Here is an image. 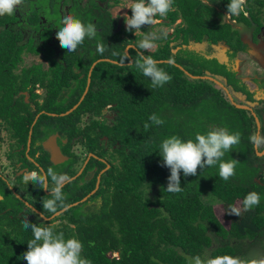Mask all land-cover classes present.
<instances>
[{
  "label": "trees",
  "instance_id": "1",
  "mask_svg": "<svg viewBox=\"0 0 264 264\" xmlns=\"http://www.w3.org/2000/svg\"><path fill=\"white\" fill-rule=\"evenodd\" d=\"M229 2L174 0L173 10L162 17L166 20L162 24L175 25L173 32H168L167 38L156 41L157 47L144 54L153 56L155 60L172 59L194 75H205L206 69L220 72L222 69L219 64L227 65L228 62H221L216 54L208 53L206 49H188L184 45L192 41H205L207 45L224 43L235 49L251 48L242 41L238 28L225 19ZM263 6L264 0H247L245 7L248 15L231 16V19L249 26L254 22L258 24L263 12L260 7ZM96 7L82 12V19L86 24L85 19L89 18V22L101 29H97L95 38H85L78 48L97 49V44L101 43L106 50L114 51L110 58L127 64L111 61L98 63L91 75L93 86L98 84V80H104L106 85L92 87L79 109L102 115L103 108L112 105L115 113L112 123L107 124L106 119L94 120L93 128L97 129L94 132L97 143L101 135H110L114 164L101 175L95 194L85 201L81 200L96 188L98 173L81 185L76 179L63 188L67 206L80 202L55 217L53 220H59L58 224H51L53 220L38 222L29 219V222L40 226L54 225V231L63 232L66 239L74 237L80 240L83 244L82 257L91 261V264H188V258L197 255L204 260L207 256L212 258L223 254L242 259L264 254V164L249 139L254 132L252 116L247 110L232 104L224 96L223 89L213 81L191 78L179 66L168 61L158 62L157 66L172 77L171 81L162 87L151 88L150 78L143 76L134 63L129 64L130 56L133 60L136 58V49H129L130 56L125 50L128 45H135L146 32L157 31L155 27L161 23L153 28L144 26L140 33L126 31V27L117 31V20L109 9H103L99 4ZM95 17L96 23L93 22ZM14 19V14L0 16L1 89H5L2 84L14 80L12 54L9 51L37 50L42 47L34 43L33 37L22 41L23 33L14 31L11 25ZM178 19L181 21L176 23ZM178 46L181 49L175 52ZM103 55H88L85 75L75 90L77 96L74 101L79 100L85 90L92 63ZM208 59H213V64H208ZM60 70L62 67L53 73L48 94L51 101L44 105V108L53 112L67 110L73 105L72 102L65 105L54 101V96L61 91L58 86L68 84L61 77L64 71ZM64 75L69 78L70 70ZM75 76L78 79L79 75ZM20 80L23 84L18 85V88H26L41 80V77L38 73L24 69ZM219 106L223 107V111L227 110L230 127L237 128L241 133L239 147L242 157L239 163L245 167L248 176L251 175L250 179L240 180L239 170H235L237 174L224 181L219 177L218 165L198 169L195 176L185 177L181 171L183 191L169 193L166 188L170 169L162 166L159 153L162 141L172 135L184 141L194 140L195 134L201 129L197 130L195 123L186 116L190 115V120L198 121L199 116L192 117L191 112H211ZM153 113L162 118L164 123L152 125L145 131L143 125L145 122L150 123L148 118ZM16 123L19 126L21 120L17 118ZM205 123L208 130L220 127L217 123H208V117ZM229 128L228 131H231ZM222 159L228 160L226 153ZM97 164H100V168L104 166L101 162ZM251 191L259 193V205L243 211L241 217L229 215V205L241 204L243 208V199ZM205 195L222 202L225 218L230 221L229 227L223 224L213 204L203 199ZM91 201H97V207L93 211L86 210ZM47 214L52 215L50 212ZM24 218L9 213L0 216V264H27L23 253L28 250V241L33 238V233L31 229L23 228ZM247 247H250L251 255L245 254Z\"/></svg>",
  "mask_w": 264,
  "mask_h": 264
},
{
  "label": "flooded vegetation",
  "instance_id": "2",
  "mask_svg": "<svg viewBox=\"0 0 264 264\" xmlns=\"http://www.w3.org/2000/svg\"><path fill=\"white\" fill-rule=\"evenodd\" d=\"M123 1L24 0L23 5L14 13L15 19L11 21V25L14 31L23 33L22 41L33 37L34 43H38L42 47L37 50L14 49L9 51L12 54L11 69L14 80L2 84L5 89L0 88V216L9 213L11 216L16 214L20 217L44 222L51 221L64 213L63 211L54 216L53 214L48 215L46 212L45 215L48 217L46 220L38 216V213L44 212L42 201L44 198H50L46 197L50 189L45 191L31 182L25 183L23 175L26 170L39 171L43 169L46 171L48 167H52L58 173L67 174L70 177V181L64 187L76 179H79L78 183L81 185L94 178L98 173L95 188L97 191L101 175L113 166L114 155L110 135H101L99 143H97L94 136L97 129L93 128L94 120L103 121L106 119L107 124L112 123L115 114L111 108L112 105L103 108L102 115L88 110L82 112L79 106L92 87L106 85L104 80H98L96 81L98 84L93 86L91 75L98 63L113 62L114 59L110 58V55H113L114 51L105 50L104 57L98 58L92 63L85 90L79 100L74 101L77 96L75 90L85 75L88 55L90 53L91 56L97 55L99 52L97 49L82 48H78L75 52H67L66 49L60 47L56 32L65 15L72 14L83 21L80 16L82 12L90 11L92 7L97 9L96 4H99L103 9L110 10L111 15L117 20L115 30L120 31L126 27L125 16L120 13L116 14L113 9L121 5ZM260 8L263 11L260 23L254 22L251 26L241 23L247 29L252 30V39L257 44L264 40V7ZM239 30L242 41L247 43L243 38L242 29ZM205 49L208 53L215 54L213 45L209 44ZM222 49H225L224 55L216 54V57L220 56L228 64H219V68L222 69L220 72L210 69H206L205 72H209L207 74L210 76L219 75L221 77L220 80L225 85V89L221 86L218 87L223 89L224 96L232 104L234 101L242 105L243 108L234 104L238 108L247 110L249 116H252L253 133L264 134V70L260 73L255 70L257 76L244 75L242 64L247 59L252 63V48L247 46L235 49L227 45L226 47L222 46ZM28 59H32L30 60L32 63L27 61ZM208 60V64H213V59ZM253 61L261 67L264 66V57ZM94 63L96 64L94 65ZM118 63L127 64V62L119 61ZM60 67L64 72L70 70L71 76L67 78L63 72L61 77L67 80L68 84L58 86L61 91L54 96L56 99L54 101L65 105L72 102L73 105L67 110L53 112L44 108V105L51 101V96H48L51 91L50 81L53 79L55 70ZM24 69L38 73L41 80L29 84L26 88L23 86L18 88V85L23 84L20 78ZM76 74L79 75L78 79H76ZM249 77L250 80H248ZM2 94H6V96ZM109 109L113 112L109 113ZM17 118L21 120L19 126L16 123ZM47 146H53L59 150L61 162L53 161L52 153ZM254 149L258 156H262L261 161L264 164V147L257 148L254 145ZM97 162H101L104 166L100 168V164ZM49 186H52L50 179ZM96 207L97 201H91L86 210ZM33 209L36 211L33 212ZM55 222L60 221L53 220L51 224Z\"/></svg>",
  "mask_w": 264,
  "mask_h": 264
},
{
  "label": "clouds",
  "instance_id": "3",
  "mask_svg": "<svg viewBox=\"0 0 264 264\" xmlns=\"http://www.w3.org/2000/svg\"><path fill=\"white\" fill-rule=\"evenodd\" d=\"M208 3V0H204ZM24 0H0V16L13 15ZM247 0H230L227 5L228 16L248 15L246 11ZM174 0H132L127 8L131 9V15H125L126 31L135 33L144 26L153 28L159 21L157 17H166L173 10ZM56 32L61 48L67 52H75L84 43L85 38H95L96 26L89 22L85 24L80 18L68 14L60 21ZM166 30L146 32L145 35L133 46L136 49V58L130 60L140 70L143 76L150 78L151 88L162 87L170 82L172 77L162 68L158 67V61L145 52H151L157 47L156 41L165 39L168 36ZM103 44H97V51L100 54L105 52ZM143 127L147 131L152 125H162L164 120L155 113L148 118ZM250 142L257 148L264 146V134L255 132L249 138ZM241 140L240 132H229L227 128H212L207 133L197 132L195 138L182 140L177 135L164 139L160 145L159 153L162 156V166L170 169L166 191L169 193H180L181 171L184 176L197 175L198 169L218 165L219 177L228 181L235 175V169L239 161L237 159L223 160L226 152L238 145ZM49 179L51 187L49 186ZM25 183L31 182L38 185L40 189L48 191L49 194L42 201L44 212L38 213L41 219H48L45 215L50 212L53 215L59 209L67 207L65 204L64 185L70 181L67 174L58 173L52 167L47 170L40 169L25 171L23 175ZM260 195L256 191L249 192L243 199V208L229 205L227 213L241 217L243 211H249L260 203ZM36 210L33 209V212ZM25 230L31 229L33 238L28 241V250L23 253V259L27 264H91V261L82 257L83 244L76 238H65L63 232L56 233L54 225L40 226L30 223L28 217L22 221ZM118 255L117 252L114 253ZM188 264H264V257L244 258L230 254L217 255L203 260L199 255L188 258Z\"/></svg>",
  "mask_w": 264,
  "mask_h": 264
},
{
  "label": "rangeland",
  "instance_id": "4",
  "mask_svg": "<svg viewBox=\"0 0 264 264\" xmlns=\"http://www.w3.org/2000/svg\"><path fill=\"white\" fill-rule=\"evenodd\" d=\"M132 2V0H124L123 2H122V4L121 5H119L118 7H116V8H114L113 9V11L116 13V14H121V15H123V16H125V15H130L129 13H130V11H131V9H128L127 8V6H128V4H130ZM264 7V6H263ZM109 12H110V10H109ZM83 14H81L80 16H82ZM83 17V16H82ZM158 19V23H161V24H158V26L156 25V27H155V29L159 32L160 30H166L167 32H169V33H172V31H173V28H174V26L175 25H173V26H167V25H165V24H162V23H164V20L165 19H162V18H157ZM225 19L227 20V21H230L231 23H233L234 24V27H236V28H238V30L239 29H242V35H243V38H244V40L246 41V42H248L250 45H251V48L253 49L252 51H253V57H252V63H250L249 61H248V59L242 64V66H243V68H242V70H243V72H244V75H246V76H257V71L260 73L262 70H264V66L263 67H261L260 65H257V63H255L253 60L254 59H257V58H259L260 59V57H264V40H262L260 43H255L254 41H253V39H252V30L251 29H247L246 27H244V25H242L241 23H236V20L235 19H231V16H228V15H226V17H225ZM166 21V20H165ZM181 21V19H178L177 20V22L176 23H178V22H180ZM85 22H86V24L87 23H89V18H86L85 19ZM93 22L94 23H96L97 22V18L95 17L94 19H93ZM142 30L140 29L139 31H137V33H140ZM240 31V30H239ZM263 35H264V33H263ZM213 48L215 49L214 50V52H215V54H221L222 56L224 55V51H225V49H222V44L220 45V47H217V48H215L214 46H213ZM184 53H182V55H183ZM30 60H32V59H28L27 61H30ZM40 60V59H39ZM31 63H32V61H30ZM29 64V63H28ZM255 64V65H254ZM178 66V65H177ZM255 70H257V71H255ZM251 78L249 77L248 78V80H250ZM208 103V102H207ZM222 108L223 107H218V108H216V109H214V110H211V112L210 111H208V112H200V114H196V113H194V112H191V116L192 117H194L193 115H195V116H199L198 118V121H193V120H190V115H188V116H186V118H188L189 119V121L190 122H192V123H195V125L197 126V130L198 129H201L199 132L200 133H207V131H209L208 129H207V126H206V123H205V120L207 119V117H208V123H217V125L218 126H220V127H225V128H229L230 127V125H231V121L229 120L230 118L228 117V113H227V110L225 109L224 111L222 110ZM200 110H202L201 108H200ZM109 113H112L113 111L111 110V109H109V111H108ZM210 116H209V115ZM235 126V125H234ZM240 126L238 125V128H239ZM229 129H231V131L230 132H237V128H235V129H232L231 127L229 128ZM262 147H264V146H262ZM226 156H227V159L228 160H231V159H237L238 161H239V159L242 157V154H241V151H240V147H239V144L238 145H235V146H233V149L231 150V151H229V152H226ZM262 157V156H261ZM239 165H240V163H238ZM237 164V165H238ZM8 168V167H7ZM6 168V169H7ZM244 166H242V165H240V167L239 168H237V166H236V169L235 170H239V173L238 174H240L239 175V178H240V180H243V181H246V180H249L250 179V177H251V175H249L248 176V173H246V170H244ZM9 170H11V169H9ZM3 171H4V169H3ZM235 174H237L236 173V171H235ZM255 178H257V177H255ZM203 199L207 202V203H209V204H213V206H214V209H215V212L217 213V215L219 216V218L221 219V221L223 222V224L226 226V227H229L230 226V221L229 220H227L226 218H225V209H224V207H223V204H222V202H220V201H218L217 199H215L214 197H211L210 195H205L204 197H203ZM237 206H241V204H238ZM94 209H90L89 211H93ZM59 222H55V223H53V224H58ZM263 238H264V236H263ZM251 243H254V242H250V244ZM247 246H248V244H247ZM251 247V246H250ZM249 247V248H250ZM249 248L247 247V249H245V254L246 255H251L252 253H251V251L249 252ZM253 249V248H252ZM262 251H264V249L262 250ZM251 253V254H250ZM264 254L263 253H260L259 255H256V257L257 258H260V257H264L263 256ZM253 256V255H252ZM251 257V256H250ZM209 258V256H207L206 257V259H204V260H207Z\"/></svg>",
  "mask_w": 264,
  "mask_h": 264
},
{
  "label": "water",
  "instance_id": "5",
  "mask_svg": "<svg viewBox=\"0 0 264 264\" xmlns=\"http://www.w3.org/2000/svg\"><path fill=\"white\" fill-rule=\"evenodd\" d=\"M120 28V27H119ZM248 43V42H247ZM222 44V46H224V47H226L227 45L226 44H224V43H220V44H212L215 48H217V47H220V45ZM134 46V44H131V45H128L127 46V48H126V53L130 56V53H129V49L131 48V47H133ZM206 46H207V42H201V43H199V42H190V44L189 45H184V48H188V49H196V50H199V49H201V48H203V49H205L206 48ZM179 49H181V47L180 46H178L176 49H174V51L176 52V51H178ZM218 58H219V60L221 61V62H223L224 60L220 57V56H217ZM110 60V59H109ZM130 60H133V58L130 56ZM113 62H115V63H118V61H116V60H112ZM158 62H163V61H168V62H171V63H174V64H176V65H178L182 70H184L185 71V73L187 74V75H189L191 78H203V79H209V80H211V81H214L216 84H218L219 86H221V87H225V85L221 82V77L219 76V75H217V76H210L209 74H207V73H209V72H207L205 75H194V74H192L191 72H189L183 65H181V64H179V63H176L174 60H172V59H169V60H157ZM96 63H94V65H95ZM129 64H131L130 63V61H129ZM93 65V66H94ZM225 89V88H224ZM231 96V95H230ZM232 97V96H231ZM235 105H237L238 107H242L243 108V106L242 105H239V104H237V103H235L234 101H232ZM48 148H49V150H50V152L52 153V159H53V161L55 162V163H59V162H61V159H60V153H59V150H56V148H54L53 146H47ZM96 191V189H94L91 193H89L87 196H85L81 201H85V200H87L88 199V197L92 194V193H94ZM80 202V201H79ZM79 202H74V203H71V204H69L67 207H65V208H63V209H61V210H59L58 211V213L57 214H55V215H58V214H60L61 212H63V211H66L67 209H69V208H71L72 206H74V205H77ZM54 215V216H55Z\"/></svg>",
  "mask_w": 264,
  "mask_h": 264
}]
</instances>
